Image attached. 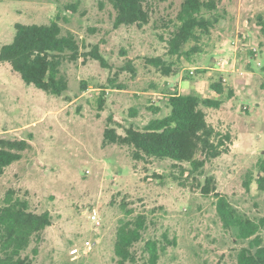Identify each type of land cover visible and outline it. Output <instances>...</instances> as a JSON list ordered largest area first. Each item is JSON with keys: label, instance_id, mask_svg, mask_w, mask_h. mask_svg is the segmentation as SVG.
<instances>
[{"label": "rangeland", "instance_id": "obj_1", "mask_svg": "<svg viewBox=\"0 0 264 264\" xmlns=\"http://www.w3.org/2000/svg\"><path fill=\"white\" fill-rule=\"evenodd\" d=\"M183 1L149 0L148 25L116 29L110 0H0V49L13 41L16 24L58 20L63 34L76 35L82 53L99 46L109 66L84 57L65 62L69 89L56 97L26 85L10 64L0 63V138L29 143L22 160L0 175V207L13 190L32 211H48L53 220L40 243L33 237L23 253L32 264H116V234L126 218L122 204L133 210L131 218L148 217L143 240L133 248L141 260L146 241L166 234L177 245L168 246L158 264H238L247 241L224 227L216 199L204 197L198 184L215 177L217 191L239 214L256 222L264 218V193L255 183L264 158V34L258 21L264 19V0H220L222 18L211 35L188 43L183 50L189 56H171L168 40ZM154 58L180 73L164 76L149 62ZM235 58L244 76L217 70V62ZM224 78L218 96L211 86ZM173 88L224 102L203 110L212 126L232 134L231 151L209 161L202 176L190 175L188 163L137 161L132 147L104 143L110 117L124 135L131 126L143 128L167 116ZM259 235L264 240V228Z\"/></svg>", "mask_w": 264, "mask_h": 264}, {"label": "trees", "instance_id": "obj_2", "mask_svg": "<svg viewBox=\"0 0 264 264\" xmlns=\"http://www.w3.org/2000/svg\"><path fill=\"white\" fill-rule=\"evenodd\" d=\"M149 0H110L116 11L114 27L137 26L142 28L151 21ZM220 0H184L176 16L175 28L168 40L169 54L181 56L185 46L190 42L198 43L211 35L212 30L220 22ZM75 6H68L72 9ZM259 25L264 34V19L259 17ZM15 36L11 43L0 49V63H8L18 73L24 83L34 86L48 95L61 97L69 89V78L62 72L65 62H76L82 57L91 58L108 68L105 57L100 53L99 46L82 53L76 35L72 32L63 34L58 20L48 25H15ZM197 51V50H192ZM158 67L160 72L171 77L178 75L180 70L166 64L160 58L149 61ZM135 77V68L129 63L126 66ZM122 89V87L120 88ZM211 89L218 95L224 94L223 79L214 82ZM168 107L170 112L162 118L152 119L143 128L133 126L120 135L109 125L104 132V143L129 146L134 149L135 160L154 158L171 160L190 165V175L204 174L206 164L229 154L233 143L230 132H221L207 121L203 108L219 109L223 105L220 98H205L196 94H181L177 88L170 91ZM100 103V108L103 107ZM154 113L160 112L159 107L151 108ZM29 147L26 140L13 141L0 138V175L13 163L23 158V152ZM201 158H196L197 155ZM260 173L255 179L257 189L264 193V158L259 163ZM252 176L246 182L247 189L253 183ZM198 187L204 197L216 199L218 214L227 229H234L236 238L247 241L237 257L238 264H264V240L259 232L264 228V218L256 222L245 218L231 205L228 196L217 191L215 177L205 178ZM126 218L120 220L116 234L114 253L116 264H158L162 253L168 246H176V239L170 240L164 234L163 239H149L144 246L145 258L141 260L134 252L135 245L143 240L148 228V217L138 214L131 218L133 210L126 209L122 204ZM50 212L36 213L31 210L26 199L16 196L10 190L6 194L3 206L0 207V264H32V258L23 256L30 247L33 237L52 226ZM39 247H34L32 254L39 255Z\"/></svg>", "mask_w": 264, "mask_h": 264}, {"label": "built area", "instance_id": "obj_3", "mask_svg": "<svg viewBox=\"0 0 264 264\" xmlns=\"http://www.w3.org/2000/svg\"><path fill=\"white\" fill-rule=\"evenodd\" d=\"M254 53L257 52V48H254L252 50ZM217 70L218 71H221L223 74L226 73V74H233V73H239L241 76H244L245 75V72L243 71H240V68H239V64H238V59L235 58L234 60H224L222 59L221 61L217 62ZM196 71L197 70H191L190 71V75L191 76H195L196 75ZM224 82H227V79L224 78L223 79ZM91 219L96 221L97 220V216L96 215H91ZM97 224H99V222H97ZM78 250L77 249H73L72 250V253L75 254L77 253Z\"/></svg>", "mask_w": 264, "mask_h": 264}, {"label": "crops", "instance_id": "obj_4", "mask_svg": "<svg viewBox=\"0 0 264 264\" xmlns=\"http://www.w3.org/2000/svg\"><path fill=\"white\" fill-rule=\"evenodd\" d=\"M218 99V98H217Z\"/></svg>", "mask_w": 264, "mask_h": 264}]
</instances>
